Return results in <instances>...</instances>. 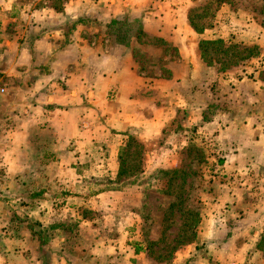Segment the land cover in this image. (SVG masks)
<instances>
[{"label": "crops", "instance_id": "crops-1", "mask_svg": "<svg viewBox=\"0 0 264 264\" xmlns=\"http://www.w3.org/2000/svg\"><path fill=\"white\" fill-rule=\"evenodd\" d=\"M190 10L188 0H0V89L6 91L0 98V264H166L148 254L140 208L129 203V191L141 193L142 186L128 185L136 175H120L129 142L146 147L142 175L186 170V146L195 140L196 126L203 135L210 123L229 124L227 132L239 124L248 131L245 122L251 123L234 110L209 120V104L192 102L196 92L208 93L211 72L201 62L202 35L190 25ZM124 17L176 47L178 58L151 54L136 39L131 48L116 44L107 31ZM134 50L148 52L155 72L140 68ZM226 151V167L236 170L247 151ZM220 187L206 196L214 207L203 215L204 224L210 220L209 253L196 264H223L224 251L234 248L214 237L221 233L216 220L244 204L253 218L240 191ZM228 203L232 211L222 210ZM85 208L108 226L103 238L81 246L83 255L64 251L68 224L56 228L61 244L51 237L44 245L34 238L35 227L22 221L26 214L28 221L70 214L84 224ZM43 227L47 234L55 229ZM192 256L193 246L184 247L170 264H186Z\"/></svg>", "mask_w": 264, "mask_h": 264}, {"label": "rangeland", "instance_id": "rangeland-1", "mask_svg": "<svg viewBox=\"0 0 264 264\" xmlns=\"http://www.w3.org/2000/svg\"><path fill=\"white\" fill-rule=\"evenodd\" d=\"M188 1L191 4L188 16L190 25L195 23L199 26H209L201 34L200 41L223 40L241 47H258L257 56L221 73L218 71L220 65L212 67L201 59L204 68L210 69L211 74L208 75L210 84L208 93L205 95L196 92L192 96V102L209 104V120L218 113L226 117L233 116L234 110V113H239L242 119L249 116L251 123L245 122L248 130L245 131L246 133L241 131L243 124H239L238 131L233 128L227 132L226 128L230 127L229 124L216 126V123H210V128L205 129L203 135L196 126V130L192 132L195 140L186 146L188 157L184 165L188 168L178 169L176 174L172 172L174 170H156L142 175L141 168L146 158V147L139 142L130 141L128 154L122 156L125 163L121 168L125 170L124 177L130 178L136 175L128 185L140 183L142 192L140 193L141 189L138 194L129 191V203L140 208L142 221L139 229L144 246L152 259L170 264L182 248L193 246L196 256H192V260H188L186 264H196L198 256L207 257L206 253H209L206 251V237L207 230H210V225H207L210 220L204 224L203 215L206 210L210 211L211 208L214 210V207H210V200L206 199V196L214 195L218 185L221 186V190L224 187L237 189L242 193L241 200L251 203L249 206L253 209V218L245 211L248 204H244L243 209L237 207L230 217L216 220L215 226L220 228L221 233L214 237L223 246L234 247L224 251L223 264H232V261L240 264H264V240H262L264 238V0ZM143 41V46L148 52L152 51L151 54L157 52L160 58L168 54L172 60H175L179 56L178 49L174 46L162 44L154 38H143ZM148 52H145V55L137 52L133 57L141 67L149 68L153 72L154 70L150 68L149 55H146ZM220 86L222 88L219 89ZM245 93L250 95L249 101L244 98ZM181 127L180 125L173 130L180 131ZM234 134L235 139H230ZM232 147L233 150L247 151L238 156L239 160L242 156L243 159L241 166H237L236 170L226 167L228 161L226 150ZM241 147L243 149H240ZM172 204L176 207L171 208ZM228 206V208L222 206V210L232 208L230 203ZM93 213L88 208L81 211V215L86 219L84 224H80L83 221L75 220L70 214L52 220L39 218L38 215L39 219L34 220L33 217L31 221H28L26 214L22 217V221L29 222L32 228L35 227V234L39 233V235L33 234V236L37 242L44 245L49 244L51 237L55 239L53 243L61 244L63 238L58 235L62 233L57 227L68 224L67 234L63 235L67 243L64 251L67 250L68 254L71 252L76 254L77 250V254L83 255L87 252L82 251L81 246L90 243L93 239L103 238V228L108 226L103 216ZM44 225L55 229H51L47 234L43 231ZM78 226L80 228L83 226L82 234L80 231L75 234ZM195 226L194 242L185 246L180 245L190 238L189 227ZM92 227L100 229V234L90 233ZM202 230H205L203 233L206 234H202ZM134 231H137V228ZM208 236V242H212L213 240L210 239L212 236ZM259 244L262 245L261 248L258 247Z\"/></svg>", "mask_w": 264, "mask_h": 264}, {"label": "trees", "instance_id": "trees-1", "mask_svg": "<svg viewBox=\"0 0 264 264\" xmlns=\"http://www.w3.org/2000/svg\"><path fill=\"white\" fill-rule=\"evenodd\" d=\"M194 30L202 34L205 32L209 26H199L198 24H192ZM108 34L114 39L115 43L124 46L126 48H131L132 41L136 39L139 43L143 44V38H154L158 42L165 44L161 40L148 35L144 30L140 22L131 21L129 17H124L120 19H115L108 28ZM168 45V44H167ZM199 50L201 59L206 62L209 66L215 67L220 65L221 68L218 71L225 72L229 68H234L239 66L241 63L250 60L254 56L258 55V47H241L237 44H228L223 40H201L199 42ZM137 53V50H134V54ZM168 55V54H165ZM143 69V67L140 66ZM129 145L125 155L128 154ZM125 161L123 158L121 160V165ZM174 174L177 173V170L172 171ZM125 170L121 168L120 175L123 176ZM176 207L175 204L171 205V208ZM170 208V209H171ZM195 227L190 228V238L185 242H182L180 245H189L194 242L196 239ZM35 235H39L36 233ZM264 240V238L262 239ZM261 244L258 247L261 248ZM136 246V250H138Z\"/></svg>", "mask_w": 264, "mask_h": 264}, {"label": "built area", "instance_id": "built-area-1", "mask_svg": "<svg viewBox=\"0 0 264 264\" xmlns=\"http://www.w3.org/2000/svg\"><path fill=\"white\" fill-rule=\"evenodd\" d=\"M5 89H0V98L2 97V95H4L5 94Z\"/></svg>", "mask_w": 264, "mask_h": 264}]
</instances>
